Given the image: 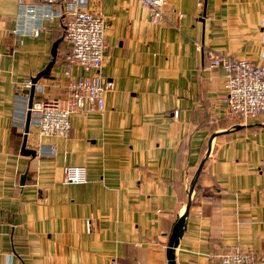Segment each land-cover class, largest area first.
<instances>
[{"label": "crops", "instance_id": "0c3cea01", "mask_svg": "<svg viewBox=\"0 0 264 264\" xmlns=\"http://www.w3.org/2000/svg\"><path fill=\"white\" fill-rule=\"evenodd\" d=\"M19 2L0 0V264H169L209 151L176 264H220L236 248L264 264V117L230 115L225 71L208 65L213 52L263 62L264 0H168L173 25L152 23L137 0H82L105 17L101 75L114 86L104 111L72 116L68 136L30 124L35 157L21 153L32 92L23 82L54 60L34 100L66 96L71 47L61 19L37 37L15 34ZM67 166L86 167L87 181L65 182Z\"/></svg>", "mask_w": 264, "mask_h": 264}, {"label": "built area", "instance_id": "2783aa9c", "mask_svg": "<svg viewBox=\"0 0 264 264\" xmlns=\"http://www.w3.org/2000/svg\"><path fill=\"white\" fill-rule=\"evenodd\" d=\"M82 0H42L40 4L19 2L18 27L13 31L22 36H39L46 21L63 20L64 40L70 45L67 56L66 75L69 79L68 94L63 97L33 100L27 106L30 124L41 135L68 136L72 129V116L77 113H100L104 111L105 93L114 86L112 81L101 75L105 51L108 47L106 20L103 15L94 14L82 8ZM149 13L154 24L173 25L175 17L166 12L168 0H137ZM60 6L56 8V6ZM179 17L182 14L178 15ZM3 53L0 50V71ZM208 65L222 67L225 71L227 111L230 115L246 120L250 117H264V60L262 63L217 52L210 53ZM72 66L85 72L76 75ZM31 79L23 86L31 88ZM175 116L178 113L175 112ZM25 118L17 119L15 125L25 127ZM40 154L55 156L56 148L41 147ZM65 182L84 183L87 169L84 166H67ZM91 228V223L88 224ZM220 264H256L252 252L236 248L221 256Z\"/></svg>", "mask_w": 264, "mask_h": 264}, {"label": "water", "instance_id": "95a60500", "mask_svg": "<svg viewBox=\"0 0 264 264\" xmlns=\"http://www.w3.org/2000/svg\"><path fill=\"white\" fill-rule=\"evenodd\" d=\"M55 61L53 60L52 62L49 63V65L43 70L41 71L36 77H34L32 79L33 82V86H32V92H31V97H30V102H29V107L32 106L33 100H34V92H35V84L39 81L40 78L49 75L51 72V69L54 65ZM30 113H28L27 116V125L25 128V134H24V141H23V145H22V149H21V153L23 155H27V156H33L35 157L37 155L36 150L34 149H29L27 147V136H28V132L30 129ZM210 151L207 153L206 157L203 159V161L201 162L189 189L188 192V199L187 202L183 205V209L182 211L179 213L177 220L172 228L170 237H169V242H168V246H167V260L169 264H176V248L179 246L180 244V240L183 237L186 228H187V222H188V217H189V213H190V208L192 206L193 203V195H194V190H195V186L196 183L199 179V176L202 172V169L205 165V162L207 160V158L209 157ZM25 181V176L22 177V184Z\"/></svg>", "mask_w": 264, "mask_h": 264}]
</instances>
